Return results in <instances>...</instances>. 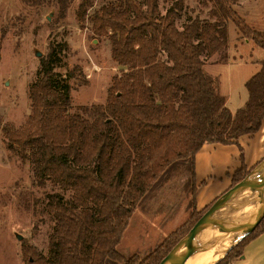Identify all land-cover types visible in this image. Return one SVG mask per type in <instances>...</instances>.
Listing matches in <instances>:
<instances>
[{"label": "trees", "instance_id": "1", "mask_svg": "<svg viewBox=\"0 0 264 264\" xmlns=\"http://www.w3.org/2000/svg\"><path fill=\"white\" fill-rule=\"evenodd\" d=\"M49 1L64 14L67 0ZM207 2L212 21L188 17L179 29L184 0H113L90 14L93 0H80V27L88 22L94 36L107 37L111 58L123 70L111 78L103 105L71 112L68 80L83 73L79 66L65 77L56 72L69 49L66 43L50 45L28 89L25 128H0L6 150L29 164L34 183L56 190L45 197L54 222L47 255L23 244L24 264H159L211 206L195 209V154L206 143L236 144L259 130L264 59L245 83V104L233 114L217 80L204 71L205 61L224 57L229 23L263 53L264 32L239 16L238 0ZM240 152L230 187L250 172ZM172 166L189 170L192 218L149 253L124 257L117 246L131 215ZM262 232L264 217L218 264L238 259Z\"/></svg>", "mask_w": 264, "mask_h": 264}, {"label": "rangeland", "instance_id": "2", "mask_svg": "<svg viewBox=\"0 0 264 264\" xmlns=\"http://www.w3.org/2000/svg\"><path fill=\"white\" fill-rule=\"evenodd\" d=\"M111 1L93 0L89 14ZM79 3L80 0H67L66 11L59 15L60 4L49 0H0V128H25L30 113L28 89L37 79L40 58L46 56L50 45L66 43L69 49L65 66L56 72L65 77L67 71L79 66L83 73L81 78L75 76L68 80L71 112L79 106L105 103L111 78L119 75L123 68L112 60L107 37L94 36L88 22L80 27L76 18ZM184 5L185 10L177 21L179 29L188 17L212 21L207 0H184ZM234 8L249 27L264 32V0H238ZM262 59L263 51L244 39L229 23L224 57L215 56L205 61L204 71L217 80L218 91L232 114L246 100L244 83L259 68L256 62ZM191 188L189 170L172 166L138 204L117 250L124 257L147 254L185 226L192 218ZM55 191L49 183L44 186L34 183L29 164L6 150L0 130V264H24L23 244L47 255L48 237L54 222L45 210V197ZM248 191L236 200L256 210L264 195L258 200L254 196L247 199ZM226 208L235 211L228 225H238L242 219L254 216L234 203ZM216 223L217 220L213 226ZM202 240L196 238L198 250L186 263H181H193L203 248L223 251L225 247H209ZM225 255L214 264L220 263ZM258 259L254 264H264L263 259Z\"/></svg>", "mask_w": 264, "mask_h": 264}, {"label": "crops", "instance_id": "3", "mask_svg": "<svg viewBox=\"0 0 264 264\" xmlns=\"http://www.w3.org/2000/svg\"><path fill=\"white\" fill-rule=\"evenodd\" d=\"M258 70L259 68L255 73ZM240 149L242 150L243 164L246 170L251 171L264 159V118L261 127L255 134L240 137L236 144L206 143L195 154L193 171L196 186L194 197L196 211L203 210L230 188L232 176L241 166ZM201 182H204V184H201ZM258 258L264 261V232L251 240L244 247L242 256L230 264H254L255 261L259 260Z\"/></svg>", "mask_w": 264, "mask_h": 264}, {"label": "water", "instance_id": "4", "mask_svg": "<svg viewBox=\"0 0 264 264\" xmlns=\"http://www.w3.org/2000/svg\"><path fill=\"white\" fill-rule=\"evenodd\" d=\"M35 55L40 57V53L36 52ZM264 189V160H262L255 168H253L240 182L236 183L219 197H217L211 206L204 212V214L195 222L190 230L185 234L166 254V256L159 262V264H176L181 262H187L191 255L186 252V249L190 244L195 243L196 238H202L206 235L207 231L214 225L217 220L218 214L227 207V205L234 203L242 206L248 212L253 213L254 216L248 218L246 221L236 225L242 229L243 233L237 239H235L228 246L222 247V250L227 254L232 248H234L246 235L250 234L254 228L259 224L261 219L264 217V200L258 205L256 210H253L245 202L236 200L237 197L251 188ZM255 221L252 225H248L250 219ZM232 231L233 228H228ZM204 242V239L202 240ZM201 248V247H200ZM220 249V248H219ZM211 249L203 248L199 254L196 262L203 257ZM183 264V263H182Z\"/></svg>", "mask_w": 264, "mask_h": 264}, {"label": "bare ground", "instance_id": "5", "mask_svg": "<svg viewBox=\"0 0 264 264\" xmlns=\"http://www.w3.org/2000/svg\"><path fill=\"white\" fill-rule=\"evenodd\" d=\"M260 191H261L260 187L251 188L247 192V199L250 198V196L256 197L257 200L260 197H263L264 189L261 191V193ZM236 213L238 215V212ZM234 217H235V211L233 209H230V208L224 209L221 215L219 216V218L217 219L216 225L213 226L211 229H209L206 235L203 236L204 242H207V245H209V247H219V246H227L233 240L239 238L241 234L243 233L242 229H240L236 225L234 226L228 225L229 222L233 220ZM246 220L242 219V222ZM254 221H255V218L250 219L246 223H248V225H252ZM228 228H233V230L229 231ZM197 250H198L197 243H192L186 249V252L192 256L194 255V253H196ZM224 254H225V251H220L218 249H212L209 252H207L205 255H203V257L200 258L197 262L196 260L198 259L199 255L195 258L193 263L190 262L189 264H214L217 260L222 258ZM179 264H182V263H179Z\"/></svg>", "mask_w": 264, "mask_h": 264}]
</instances>
